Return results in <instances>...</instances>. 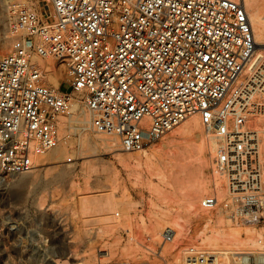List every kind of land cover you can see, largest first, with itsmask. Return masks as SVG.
Masks as SVG:
<instances>
[{
	"label": "built area",
	"instance_id": "1",
	"mask_svg": "<svg viewBox=\"0 0 264 264\" xmlns=\"http://www.w3.org/2000/svg\"><path fill=\"white\" fill-rule=\"evenodd\" d=\"M42 2L51 8V20L34 1L8 6L12 47L0 53V172L34 171L35 161L60 145L62 119L80 103L92 129L115 136L127 152L146 151L198 117L214 144L213 178L223 180L225 191L220 197L215 186L200 209L260 230L264 238V132L256 123L264 118V57L256 55L245 2ZM50 57L69 72V89L49 83ZM58 212L49 228L29 223L18 235L26 251L40 255V264H80L73 256L58 257L55 239L69 232ZM129 235L139 247L138 264H175L176 251L166 250L176 238L173 228L159 239ZM183 264L238 263L190 244Z\"/></svg>",
	"mask_w": 264,
	"mask_h": 264
},
{
	"label": "rangeland",
	"instance_id": "2",
	"mask_svg": "<svg viewBox=\"0 0 264 264\" xmlns=\"http://www.w3.org/2000/svg\"><path fill=\"white\" fill-rule=\"evenodd\" d=\"M31 1L45 20H51V8L42 0H0V43L5 45L1 54L12 47L8 6ZM248 3L249 14L257 13L264 26V0ZM262 25L259 41L264 44ZM256 49V55L264 56V46ZM45 63L52 72L49 83L69 89L67 69L59 68L52 57ZM195 119L200 128L184 130ZM90 121L80 103L72 117L62 119V139L49 152L50 159L39 157L29 174L0 172V228L5 229L0 234V264H40L35 261L40 255L26 251L18 234L29 223L42 222L49 228L57 211L69 230L55 239L63 261L73 256L80 264H112L130 258L138 264L139 247L125 238V232L136 239H159L171 227L176 238L166 250L176 251L175 264H183V250L190 244L227 254L238 264L264 263L262 231L232 225L223 215L200 209L201 200L215 186L220 197L225 191L223 180L213 178L211 141L198 117L187 119L143 152L123 150L115 136L94 131ZM106 199L110 205L101 212L99 203ZM10 228L12 235H7Z\"/></svg>",
	"mask_w": 264,
	"mask_h": 264
},
{
	"label": "bare ground",
	"instance_id": "3",
	"mask_svg": "<svg viewBox=\"0 0 264 264\" xmlns=\"http://www.w3.org/2000/svg\"><path fill=\"white\" fill-rule=\"evenodd\" d=\"M235 1H241V2H245V5H246V7H247V9H248V6H249V3H248V0H235ZM11 16V15H10ZM250 18H251V21H252V25H253V29H254V34H255V39H256V44H257V47H259V46H264V44H262V43H260V38H261V36H262V34H263V29H262V27H261V17L257 14V13H251L250 14ZM263 26V25H262ZM264 27V26H263ZM260 40V41H259ZM4 47L5 45L3 44V43H0V47ZM256 47V48H257ZM259 49H257V51H258ZM258 56V55H257ZM260 57H262L263 55H259ZM264 57V56H263ZM65 69V68H64ZM63 69V70H64ZM66 70V69H65ZM64 70V71H65ZM64 73V72H63ZM259 120V119H258ZM257 120V121H258ZM84 122H85V120H84ZM257 123V122H256ZM257 127L258 128H260V130L262 131V132H264V119H260L259 121H258V124H257ZM200 128V126H199V123H198V120H192L191 122H189L188 124H186L185 126H184V130H190V131H192V130H198ZM198 133H200L199 131H197ZM203 132H204V130H203ZM209 140V139H208ZM111 141V140H110ZM110 141H108L109 143H110ZM111 142H113V141H111ZM209 143H210V141H209ZM108 144V143H107ZM111 144V143H110ZM113 144L114 143H112V145H111V147H114L113 146ZM211 145H210V149H211V154H212V151H213V149H214V144H212V143H210ZM115 145V144H114ZM108 146V145H107ZM116 147V146H115ZM113 149V148H112ZM53 151V150H52ZM51 154L49 153H47L46 154V157L45 158H49V156H50ZM50 159V158H49ZM107 199H109V198H107ZM106 199V201L104 200V201H101V202H103V203H99V207H98V210L99 211H104V210H106L108 207H109V203H108V201L109 200H107ZM98 204V203H97Z\"/></svg>",
	"mask_w": 264,
	"mask_h": 264
}]
</instances>
